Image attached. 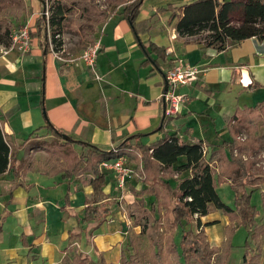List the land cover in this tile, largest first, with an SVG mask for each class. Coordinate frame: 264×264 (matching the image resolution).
<instances>
[{
  "label": "crops",
  "instance_id": "0c3cea01",
  "mask_svg": "<svg viewBox=\"0 0 264 264\" xmlns=\"http://www.w3.org/2000/svg\"><path fill=\"white\" fill-rule=\"evenodd\" d=\"M23 1L31 10L25 25L32 28L38 0ZM171 1H141L135 23L146 21L138 27L142 30L147 26L148 30L137 36L122 18L121 10L112 13L96 36L94 75L80 62L63 65L49 45H41L35 38L25 52L0 46V130L4 136L19 145L32 132L48 134L44 128L47 122L74 142L109 150L133 135H141L139 142L147 144L174 133L181 142L201 141L204 157L222 141H230L226 133L235 110L264 103V99L249 104L237 102L243 92L264 91V41L249 38L215 52L191 41V37H178L174 31L176 18H168L176 8L194 0ZM166 5L171 9L156 12ZM176 65L196 66L198 73L194 82L177 88V93L183 95L177 113L164 116L165 104L160 98L163 75ZM10 109L11 115L5 118ZM161 122L164 124L158 132ZM18 152V180L23 187L12 188L15 180L9 174L0 177V215L4 214L0 264H61L70 248L89 258L91 254L96 258L95 249L106 264H118L123 241L119 223L128 224L124 209L119 206L121 222L109 215L95 229L92 223L80 224L90 187L76 178L61 180L59 174L26 170ZM124 157L134 171L130 165L135 163ZM183 163L184 157H179L177 164ZM107 177L102 187L107 196L104 203L111 201L108 195L116 187L112 174L107 172ZM122 193L128 203L134 201L133 194ZM217 218L210 211L200 218V224L218 223ZM222 221L227 223L224 217ZM210 227L202 228L205 236ZM79 230V239L68 242V233ZM208 240L215 246L218 237L212 234ZM115 253L117 256L111 257H117L116 262L105 260Z\"/></svg>",
  "mask_w": 264,
  "mask_h": 264
},
{
  "label": "trees",
  "instance_id": "16d2710c",
  "mask_svg": "<svg viewBox=\"0 0 264 264\" xmlns=\"http://www.w3.org/2000/svg\"><path fill=\"white\" fill-rule=\"evenodd\" d=\"M39 1L43 5V0ZM11 2L18 3L21 0ZM88 6L78 7L83 13L76 19L81 23L78 28L88 25L90 19L84 14L88 12ZM141 6V0H132L120 13L135 36L140 31L148 30L147 26L142 30L138 27H143L146 21L135 23ZM169 8L171 9V5H166L156 12H166ZM230 8L231 3L219 0H194L180 6L177 14L175 11L170 14L168 21L176 18L174 31L178 37L189 38L202 34L197 43L215 52H221L228 46L249 38H254L257 42L264 41V0H245L238 25H232L228 20ZM70 9L67 0H53L47 19L35 16L32 28L28 26L29 39L35 38L41 45H48L46 31L49 27L52 51L59 52L62 45L59 36L66 21L65 12L68 13ZM11 16L18 18V14ZM11 24L12 21L8 19L0 20L1 47L5 48L10 44ZM93 35L94 32L90 33L89 40L93 39ZM151 47L156 48L153 45ZM12 111L10 109L6 112L5 118ZM261 115H264L263 102L236 109L228 121L230 141H222L209 151L208 157H204L202 153L201 141L181 142L174 133L164 134L147 144L140 143L141 135L137 134L117 142L109 150H100L80 141H63L59 136L61 133L47 122L44 128L54 139L51 145L53 151L64 161V167L52 174H59L61 180L76 178L81 185L91 189L78 222L92 223V229L104 223L105 218L112 213V207L104 203L107 196L102 187L106 175L98 170V163L120 156H127L135 163L134 173L142 187L138 190L130 189L134 201L126 205L124 213L130 220L131 227L138 228L139 232H131L126 244L129 252L127 255L120 254L118 264H222V259L227 256L230 248L228 236L231 229L226 228L225 241L219 247L209 246L202 228L214 223L201 225L200 218L208 215L210 211L221 212L227 217L228 223L240 225L249 233L251 243L247 244L245 241V247L251 246L252 250L243 255L241 264H264V248L262 250L258 241L260 235L264 234V226L262 223L254 224L256 211L250 200L252 191H247L257 179L250 172L252 165L248 158L264 148V142L260 143L263 138L253 141L248 135L250 128L257 126L256 122ZM163 124L164 122L160 123L158 132H161ZM241 132L245 133L242 140L239 138ZM33 134L30 133L22 144L15 145L0 130V177L9 174L15 180L12 188L23 187V183L18 180L21 167L17 163L16 153L21 146L32 141ZM35 144L39 149L40 145ZM74 147L79 151H75ZM234 152L237 154L234 155ZM179 157H184L183 164H177ZM172 170L187 172L188 176L172 186L168 181ZM216 183L229 185L233 194V208L220 201L215 191ZM67 197L66 191L64 199L67 200ZM3 219L4 214L0 215V232ZM192 220L200 230L196 233L182 230L176 244L174 233ZM79 237L80 230L68 233L67 240L72 242ZM93 253L96 255L95 260L74 250L70 259H63L61 264H106L95 249ZM212 255L215 261L213 259L211 262Z\"/></svg>",
  "mask_w": 264,
  "mask_h": 264
},
{
  "label": "rangeland",
  "instance_id": "374dc122",
  "mask_svg": "<svg viewBox=\"0 0 264 264\" xmlns=\"http://www.w3.org/2000/svg\"><path fill=\"white\" fill-rule=\"evenodd\" d=\"M53 0H43L42 2L38 0V6L36 8L37 16L44 17V19H47L48 15L50 14V6L52 4ZM64 1V0H62ZM132 0H67L68 5L71 6V9L68 13L65 12V23L63 24V30L59 36V39L62 43L61 50L58 52V55L60 58L64 59L65 61H68L69 59H75L78 58L79 55L82 53L83 50L93 46L96 43V36L98 35V31L101 28L102 23L114 12L120 11L126 4L130 3ZM147 3H149L151 0H145ZM220 2H227L231 3L230 11L228 12V20L232 24L237 23L239 19H241V11L242 7L245 4V0H219ZM153 2V0H152ZM171 2L175 3V0H172ZM176 2H180L176 0ZM72 3V4H71ZM89 5V10L87 13H84L86 15V18L90 19L85 27H79L81 24L80 22H77L76 19L81 13V10L78 8L80 5ZM25 7V8H24ZM176 8V7H175ZM179 8V7H178ZM178 8L175 9V13H178ZM30 8H27L25 6V2L21 0V2L12 3L11 0H0V20L5 21L8 19V21H12L11 24V31H16L22 27H24L26 18L30 15ZM12 14H18V18L15 19L12 17ZM165 22V21H164ZM93 39L89 40L90 33H93ZM47 42L50 41V31L49 27H47ZM201 35L191 37V41L197 42L201 38ZM57 38V36H55ZM52 46V45H51ZM78 61H75L77 63ZM63 65H71L70 63H64ZM234 95H236L234 93ZM233 99V97H232ZM264 99V91H258L255 94H250L247 92H243V94H240L238 96L237 102H244L245 104H249V102H252L251 100L261 101ZM254 103V102H253ZM255 127L250 128V132L248 137L253 140L257 141L260 137L264 140V115L260 116V119L256 122ZM226 137L230 138L229 133H226ZM225 137V138H226ZM239 138L242 140L245 138V133L241 132L239 135ZM225 140L224 138H222ZM31 140L28 141L23 149L18 152V158L22 161V167L26 170H30L33 172H39V173H54L58 169L64 167V161L60 158V156L56 155L53 151L51 145L54 142V139H52L49 134L46 132H38L33 134L31 137ZM260 141V143L264 141ZM35 143L39 146V149ZM44 146H41V145ZM43 147H45V150H43ZM42 149V150H41ZM75 151H79L77 147H74ZM263 150H258L256 153L253 154L252 157L248 158V161L251 162L250 172L257 176L256 181L253 183L254 185L247 188V191H252L250 193V200L251 204L254 206L256 215L254 217V224H263L264 226V157L262 155ZM78 153V152H77ZM237 153L234 152V155ZM241 158L244 159L243 156ZM128 165V162H127ZM131 168L134 169V164L130 165ZM106 172V171H105ZM172 175H176V177H171L168 179L169 183L174 186L177 182H179L182 178L187 177L186 173L176 172L174 170L171 171ZM106 179L107 172H106ZM109 182V180H108ZM138 182V179L133 171V173L126 179L125 182V188L121 191L114 187L108 196L111 198L110 202H107V204L112 207L111 208V216L113 220L120 221V208L125 209L126 204L123 199H121V196L123 195L122 192H130V189L137 190L141 188V184ZM215 191L217 196L219 197L220 201L228 206L229 208H233V194L232 191L229 188V185L227 183H216L215 184ZM131 193V192H130ZM115 203V205H114ZM216 213L218 215V223L217 221H211L214 224L210 227L211 229L208 230V234H206V241L207 244L211 247H219L226 238L225 231L226 228L229 227L231 229L230 235L228 236L230 248L227 253V256L222 259V264H241L242 257L245 253H249L252 249L248 246L245 247V241H247V244H250V236L249 233L240 225H235L234 223H228V219L226 216H224L219 211H211ZM119 215V216H118ZM225 218L227 223L223 224L222 218ZM122 220V219H121ZM128 220V219H127ZM130 222V220H128ZM119 223L120 229H119V235L120 238L123 239L122 244L120 245V251L127 255L129 250L126 247L127 240L131 235V232L133 230L131 228V223L126 225L123 221ZM124 223V224H123ZM190 231V233H196L198 232V228L195 227V221L192 220L189 224H183L182 229L177 230L174 233V241L176 244H178L180 239V232L181 231ZM212 234L217 235L218 240H216L215 246H212V242L210 243L208 240V237H210ZM171 236H173V231L171 232ZM260 247L264 248V234L260 235L258 238ZM145 247V244H143ZM247 248V249H246ZM262 248V250H263ZM78 250V249H76ZM72 248L68 250L65 256V260L70 259L72 256ZM111 256H117V253L115 255L110 254L105 259L107 262H116V258H112ZM90 257L95 260L94 255L91 254ZM214 259V260H213ZM215 261L214 255L211 256V262ZM221 260V261H222ZM216 264V262H214Z\"/></svg>",
  "mask_w": 264,
  "mask_h": 264
},
{
  "label": "built area",
  "instance_id": "2783aa9c",
  "mask_svg": "<svg viewBox=\"0 0 264 264\" xmlns=\"http://www.w3.org/2000/svg\"><path fill=\"white\" fill-rule=\"evenodd\" d=\"M28 33V27L26 25L16 31L12 30L10 33V44L8 47L14 48L19 52L27 51L30 48V39ZM48 45L52 49V46L49 42ZM97 50L98 44L96 42L93 46L83 50L78 58L65 61L59 57L57 52L54 53V57L58 61H62L64 63L74 64L75 61H78L94 75V59L97 54ZM197 73L198 68L196 66L181 65L173 66L164 73L163 80L164 84L166 85V89L165 92L160 95L161 100L165 104V109L163 111L164 116H171L177 113L180 104L183 101V95L177 93V88L194 82ZM98 167L101 171H106L112 174L115 186L120 191L125 188L124 186L126 179L133 173V170L127 165V160L124 156L101 161L98 163ZM121 199H123L128 205L133 202L132 201L128 203L124 195L121 196ZM127 223L129 222L127 221Z\"/></svg>",
  "mask_w": 264,
  "mask_h": 264
},
{
  "label": "water",
  "instance_id": "95a60500",
  "mask_svg": "<svg viewBox=\"0 0 264 264\" xmlns=\"http://www.w3.org/2000/svg\"><path fill=\"white\" fill-rule=\"evenodd\" d=\"M142 1V0H141ZM165 89H166V85L164 84V87H163V93L165 92ZM41 111H42V115H43V117H44V110H43V108H41ZM162 118H163V116H162ZM45 119V118H44ZM45 121H46V119H45ZM59 136H60V138L63 140V141H68V140H70L66 135H64V134H59Z\"/></svg>",
  "mask_w": 264,
  "mask_h": 264
}]
</instances>
